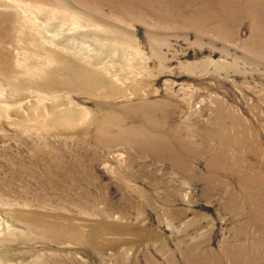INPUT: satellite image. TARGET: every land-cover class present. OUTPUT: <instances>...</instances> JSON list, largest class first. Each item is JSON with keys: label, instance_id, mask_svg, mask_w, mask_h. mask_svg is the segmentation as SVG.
Listing matches in <instances>:
<instances>
[{"label": "rangeland", "instance_id": "rangeland-1", "mask_svg": "<svg viewBox=\"0 0 264 264\" xmlns=\"http://www.w3.org/2000/svg\"><path fill=\"white\" fill-rule=\"evenodd\" d=\"M0 264H264V0H0Z\"/></svg>", "mask_w": 264, "mask_h": 264}]
</instances>
